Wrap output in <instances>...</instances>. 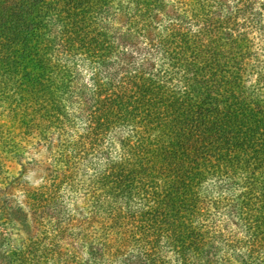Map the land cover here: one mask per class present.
Returning <instances> with one entry per match:
<instances>
[{
  "label": "trees",
  "instance_id": "1",
  "mask_svg": "<svg viewBox=\"0 0 264 264\" xmlns=\"http://www.w3.org/2000/svg\"><path fill=\"white\" fill-rule=\"evenodd\" d=\"M3 113L64 167L8 264H264V0H0Z\"/></svg>",
  "mask_w": 264,
  "mask_h": 264
},
{
  "label": "rangeland",
  "instance_id": "2",
  "mask_svg": "<svg viewBox=\"0 0 264 264\" xmlns=\"http://www.w3.org/2000/svg\"><path fill=\"white\" fill-rule=\"evenodd\" d=\"M4 113L0 116V121L9 124ZM17 138L21 143L18 151L1 155L0 264H8L3 257L4 251L17 247L23 237H26V233L33 228L29 191L50 183L51 178L56 174L59 177L64 168L55 162L56 145L61 141L57 139V135L54 134L49 142L32 136ZM57 180L58 178L55 181ZM75 204L81 205V200L78 199ZM70 205L72 204L69 203Z\"/></svg>",
  "mask_w": 264,
  "mask_h": 264
}]
</instances>
